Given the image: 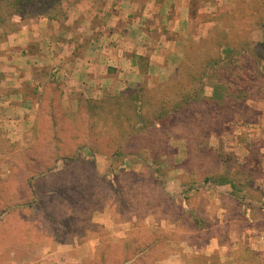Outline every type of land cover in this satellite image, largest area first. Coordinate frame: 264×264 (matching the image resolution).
Wrapping results in <instances>:
<instances>
[{"label": "rangeland", "instance_id": "obj_1", "mask_svg": "<svg viewBox=\"0 0 264 264\" xmlns=\"http://www.w3.org/2000/svg\"><path fill=\"white\" fill-rule=\"evenodd\" d=\"M75 3L0 1V47L18 30L16 17L63 21ZM212 7L193 0L203 27L190 36L201 40L187 45L167 81L82 100L66 117L59 89L49 85L24 151L0 130V155L17 154L0 160V221L11 199H27L31 180L81 156L92 162V170L81 161L50 179L54 192L43 206L22 214L28 238L8 239L9 225L0 224V264H264V0H222L207 13ZM72 140L78 151L68 158ZM222 203L230 218L254 213L253 233L233 225L232 237L246 234L241 243L228 241L227 227H213ZM212 234L223 252L205 251Z\"/></svg>", "mask_w": 264, "mask_h": 264}, {"label": "crops", "instance_id": "obj_2", "mask_svg": "<svg viewBox=\"0 0 264 264\" xmlns=\"http://www.w3.org/2000/svg\"><path fill=\"white\" fill-rule=\"evenodd\" d=\"M192 2L76 0L75 4L68 5L63 21L39 16L29 23L16 17L18 30L9 34L0 47V130L11 144L19 145L24 151V138L44 110L45 89L49 85L59 89V112L66 117L77 111L82 100L100 101L109 93L116 96L148 80L149 84L150 80L167 81L183 62L187 45L201 40L190 36L194 26L203 27L198 21V15L203 11L192 13ZM205 2L209 8L213 5L207 13L217 12L222 5V0ZM258 32L264 33V30ZM145 65H149L147 72ZM72 144L67 151L68 158H74L78 151L76 140H72ZM16 157L17 154L10 153L0 155V160L9 162ZM89 159L81 156L78 163L85 162L92 170ZM78 163L67 166L71 170L69 166ZM102 165L100 163L98 169ZM67 166L59 164L53 175L31 180L33 183L27 186V199L9 201L7 206L11 210L0 221V224L9 225V231H5L8 239L21 241L28 238L29 221L22 214H28V206H43V197L54 192L50 191L53 184L50 179L68 171ZM8 174H14V169ZM15 185L12 182L9 189L13 198L17 196L16 191H20ZM220 207L221 214L215 217L213 227L216 231L222 226L227 227L231 244L241 243L246 235H239L238 239L232 237L233 225L244 223L247 225L244 232H254L252 223L256 220L251 209L246 217L235 219L229 217L230 205L222 203ZM30 224L36 227L33 222ZM218 235H211L206 252L208 248L212 253L223 252L224 246ZM251 252L256 250L251 248Z\"/></svg>", "mask_w": 264, "mask_h": 264}, {"label": "trees", "instance_id": "obj_3", "mask_svg": "<svg viewBox=\"0 0 264 264\" xmlns=\"http://www.w3.org/2000/svg\"><path fill=\"white\" fill-rule=\"evenodd\" d=\"M0 1H3V0H0ZM20 1H23V0H16V2L18 3V2H20ZM25 2H26V0H24ZM27 1H29V0H27ZM37 11H38V9H36ZM42 14V13H41ZM40 14V15H41ZM36 15H38L37 13H36ZM14 16H20V15H18V14H15ZM2 19V18H1ZM0 19V20H1ZM139 93L138 92H136L135 93V97H134V99L132 100V103H133V105H132V107H133V109L135 110V112H136V114L138 115V114H140V107L138 106V105H140V102H139ZM195 97H196V94L194 93V96L192 97V100H194L195 99ZM215 97H216V94H215ZM215 100H216V98H215ZM224 101V100H223ZM194 102H197V101H195L194 100ZM97 105H101L100 103H97V102H95ZM222 103V102H221ZM90 111V110H89ZM88 111V114L89 113H91V111L89 112ZM224 184V183H223Z\"/></svg>", "mask_w": 264, "mask_h": 264}]
</instances>
